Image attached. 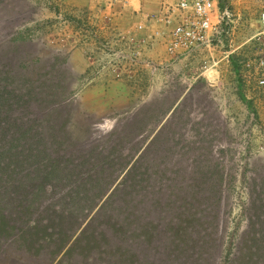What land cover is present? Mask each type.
Segmentation results:
<instances>
[{"label": "rangeland", "instance_id": "1", "mask_svg": "<svg viewBox=\"0 0 264 264\" xmlns=\"http://www.w3.org/2000/svg\"><path fill=\"white\" fill-rule=\"evenodd\" d=\"M118 6L107 0H0V63L5 65L0 76L10 68L7 76L16 86L42 93L28 109L39 136L30 134L21 145L59 135L63 157L42 159L50 165L71 155L87 181L81 193L67 194L69 182L51 191L56 181L39 189V178L35 189L43 192L42 209H54L52 216L43 215L56 219L55 205L72 209L70 201L78 196L84 212L94 208L83 228L108 207L110 220L101 216L105 221L91 222L99 233L129 214L133 219L137 215L131 213L145 204L169 219L164 206L172 200L170 217L200 212L202 218L189 228L191 249L168 264H231L226 258L232 260L254 221L259 222L254 231L264 233V87L259 83L264 0H221L229 15L210 47L144 63L118 58L130 34L119 30ZM93 158L104 166L93 168L88 161ZM23 159L13 157L15 165L24 166L22 175L34 168ZM135 161V174L125 175ZM35 200L27 194L7 205L0 201V214L6 215L0 218L7 222L0 231V264H108L105 247L72 259L65 251L55 253L53 236L39 241L32 235L36 224L46 221L24 211V204L34 206ZM164 258L158 254L155 264L166 263Z\"/></svg>", "mask_w": 264, "mask_h": 264}, {"label": "trees", "instance_id": "2", "mask_svg": "<svg viewBox=\"0 0 264 264\" xmlns=\"http://www.w3.org/2000/svg\"><path fill=\"white\" fill-rule=\"evenodd\" d=\"M231 60L234 66L238 68L239 65L235 56H231ZM0 65L5 66L1 63ZM10 70V68H5L2 77L0 76V201L7 205L16 198L19 199L24 196L26 199L27 194L38 201H34L37 203L34 206L32 204L28 206L24 204L23 207L25 208L24 211H29V216L38 214L42 219L43 217L46 219V221H39L36 224V231L32 235L35 236L36 234L39 241L47 240L50 235L53 236L54 240L52 241L57 247L55 253L59 255L65 251L64 257L68 258L70 256L72 258L75 254L85 253L84 255H90L91 253H101L105 247L106 253L110 255V258L105 259L108 264H155L158 254H163L165 256L164 260L167 259L164 264H168L170 261L179 259L181 252L191 249L193 240L191 236L187 237L189 228L191 226L194 227L202 216H199V212L196 214L198 218L195 216L190 218L182 212L180 218H177L176 215L170 217L169 212L175 213L171 206L172 200L165 202L164 206V208H167L164 211L169 219H164L155 209L152 210L154 207L151 204H145L141 212L133 211L131 213L137 215L133 219H130L129 214L121 218L120 221L116 220L112 223L110 229H103L99 233H96L97 230L93 229L91 222H96L97 218L102 219L101 216L110 220L111 217L106 216L107 213L105 212L108 207L103 205L99 211V216L92 218L90 224L88 223L83 228L90 212L94 208H91L90 211L88 208V211L84 212L78 196L73 201H70L73 203H71L72 209H70V205L57 204L55 206L58 207V211L54 216L56 219H47L45 215L52 216L54 209L51 206H47L44 210L42 209L43 204L40 203H42L41 195L43 192L35 189L36 181L39 178L41 179V183L38 185L39 189L50 184L51 181H56L55 185L52 184L51 191L56 187L60 188V182H69L70 188L66 191L67 194L70 192L74 194L81 193L86 189L87 181L82 180V165H74L71 155L66 158L67 162L60 161L50 165L48 164L49 162L47 163L42 159V157L46 159L47 155L50 154H56V157H63L58 155L61 150L60 146L64 142V139L59 135H55L50 142L38 138V140L33 139V146H29L28 141L23 146L21 145L22 141L30 134L39 136V124H35L37 119L28 116V109L32 100H37L38 102L41 99L42 93H37L36 91L27 93L26 90L24 91L25 85L16 86L7 76ZM55 119L57 118L55 117ZM42 137L46 136L42 135ZM14 145L15 148H13ZM15 149L19 155H23L24 161L29 162L30 168L34 167L33 169H28L23 175L21 169H24V166H17L19 162L16 165L13 163V157L18 155L15 153ZM148 150L149 147L145 149V152ZM88 161L93 168L98 165L103 167L105 164V162L100 163L96 158H93V161H90V159ZM136 161L125 175L135 174L133 170ZM35 163L37 167L34 166ZM18 168L20 172H18ZM24 192H27V194ZM44 194L47 195L48 193ZM162 203L160 202V204ZM9 209L12 212H18L15 207ZM255 211H258V209H255ZM154 213H158V215H154ZM0 215L6 217L4 214ZM4 217L0 218L2 219L0 223L2 225L0 227L1 232L6 230L7 226ZM257 219L260 221L259 217ZM185 222H188V226ZM258 223L254 221L253 230L251 231L250 229L251 233L247 238L242 239V241L239 239L238 246L234 249L232 260L228 256L226 258L227 262H231V264H264V233L254 231ZM25 225L27 227L26 223ZM193 227L191 230H193ZM27 230L29 229L27 228ZM79 230L81 231L78 235ZM27 233L30 232L27 231ZM28 239L29 237L27 236L25 240L28 241ZM72 239L74 241L68 247ZM249 244L253 245L249 246ZM31 247H33L32 242L29 248Z\"/></svg>", "mask_w": 264, "mask_h": 264}, {"label": "built area", "instance_id": "3", "mask_svg": "<svg viewBox=\"0 0 264 264\" xmlns=\"http://www.w3.org/2000/svg\"><path fill=\"white\" fill-rule=\"evenodd\" d=\"M111 6H130L133 1L143 0H107ZM156 12L147 15L149 20L161 23L164 27L154 28L144 36L130 32L126 39V50L118 53L120 60L127 59L144 63L148 57L146 50L163 38L170 59L179 58L201 46L210 47L222 32V24L229 15L228 9L220 8L221 0H155ZM142 9V7L140 6ZM264 24V11L261 13ZM168 32H167V29ZM138 31L145 28L143 23L136 26ZM123 39V40H125ZM262 73L259 83L264 87V60L260 61Z\"/></svg>", "mask_w": 264, "mask_h": 264}, {"label": "crops", "instance_id": "4", "mask_svg": "<svg viewBox=\"0 0 264 264\" xmlns=\"http://www.w3.org/2000/svg\"><path fill=\"white\" fill-rule=\"evenodd\" d=\"M140 5L142 9L140 8ZM157 10L156 7V1L155 0H143L141 2L132 3L130 6H118L116 10H118V13L120 15L119 20L122 23V26L119 30L122 31H134L137 36H144L150 33V31L154 28H163L164 26L162 24H159L158 22L149 20L147 18L146 12H150L152 10ZM143 10V12H142ZM149 10V11H146ZM139 23H143L145 25L144 30L138 31L136 29V26ZM167 29V28H166ZM168 32V29H167ZM146 56L148 58L153 57L154 59L157 57H164L169 55L167 54L166 49V42L165 39L161 38L159 41L155 42V44L151 48H148L146 50ZM170 58V57H169Z\"/></svg>", "mask_w": 264, "mask_h": 264}]
</instances>
